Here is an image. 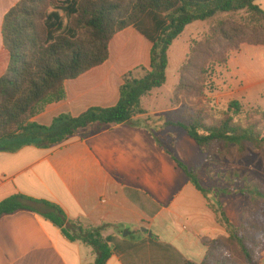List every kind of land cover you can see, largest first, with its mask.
Wrapping results in <instances>:
<instances>
[{
	"label": "trees",
	"instance_id": "trees-1",
	"mask_svg": "<svg viewBox=\"0 0 264 264\" xmlns=\"http://www.w3.org/2000/svg\"><path fill=\"white\" fill-rule=\"evenodd\" d=\"M255 0H19L4 15L1 24L3 48L8 54L0 76V143L25 137L23 143L53 146L72 137L87 135L94 124L140 126L133 121L145 111L141 99L166 82L167 53L185 27L218 13H239L238 19L224 20L208 29L189 48L178 69L173 101L188 99L184 123H167L182 129L209 162L215 157L243 159L249 147L264 154V113H245L231 102L220 119H214L206 97L210 70L223 66L241 46L264 48V11ZM133 28L150 45L149 70L136 68L122 77L120 99L111 108H90L78 117L60 115L49 127L32 120L53 103L65 100L64 83L102 65L109 57V44L116 34ZM158 142V139H156ZM2 146H0L1 148ZM194 189L207 203L217 225L228 234L215 239L201 238L205 255L199 264H260L264 251V222L232 225L223 205L211 199L220 195H241L264 203L259 182L239 187L210 190L200 183V170L188 169L174 160ZM238 184V183H237ZM19 211L37 213L59 228L70 242H81L96 254L94 264H106L111 250L102 236L104 226L68 219L54 204L14 195L0 202V218ZM258 235V238L254 237ZM185 264H196L186 262Z\"/></svg>",
	"mask_w": 264,
	"mask_h": 264
},
{
	"label": "crops",
	"instance_id": "crops-1",
	"mask_svg": "<svg viewBox=\"0 0 264 264\" xmlns=\"http://www.w3.org/2000/svg\"><path fill=\"white\" fill-rule=\"evenodd\" d=\"M18 1L0 0V76L8 63L1 24ZM150 48L133 28L119 32L109 44L107 61L66 81L65 100L48 105L32 122L49 127L60 115L75 118L90 108L116 106L122 77L139 67L149 70ZM142 109L145 113L133 118L141 124L136 127L94 124L83 138L53 146L23 143L25 137L0 143V202L22 195L56 205L70 220L104 226L102 236L111 250L106 264L201 263L205 255L201 238L220 235L203 196L190 184L203 199L201 207L156 210L145 190L148 174L123 168L127 158L142 162L151 140L154 147L164 148L149 125L140 121L149 115ZM182 216L189 226L181 225ZM260 257L264 264V251ZM95 259L91 247L68 241L37 213L19 211L0 218V264H94Z\"/></svg>",
	"mask_w": 264,
	"mask_h": 264
},
{
	"label": "rangeland",
	"instance_id": "rangeland-1",
	"mask_svg": "<svg viewBox=\"0 0 264 264\" xmlns=\"http://www.w3.org/2000/svg\"><path fill=\"white\" fill-rule=\"evenodd\" d=\"M264 11V0L254 2ZM245 15L239 13H218L205 21H195L185 27L183 33L172 43L167 53L166 82L158 89L149 92L140 101V106L149 115L140 119L146 123L163 143L164 148L154 147L142 162L129 158L122 161L125 170H140L148 174L149 179L145 190L150 198L151 207H173V211L194 210L201 207L202 197L193 189L184 173L176 167L171 156L188 169L200 171V183L210 190L234 188L240 184L259 182L264 189V154L261 155L249 147L248 154L241 160H227L215 157L205 161L196 144L179 128L166 127L167 123H184L187 106L195 104L185 99L181 103L173 101V94L178 83V69L184 63L189 48L200 41L208 29L221 21L238 19ZM206 97L210 100L207 111L214 119H220L231 103L237 101L245 113L255 109L264 113V48L243 45L238 51L232 52L228 62L223 66H213L210 70ZM167 151V152H165ZM146 172V173H145ZM238 183V184H237ZM145 185V183H144ZM218 201L223 205L229 222L239 227L244 222H264V203H254L250 198L241 195H220L211 199L213 204ZM174 204V206H173ZM168 213L166 212L165 215ZM187 217L182 216V226H189ZM172 227V226H171ZM219 236L227 237L225 230L218 226ZM258 238L257 234H254Z\"/></svg>",
	"mask_w": 264,
	"mask_h": 264
}]
</instances>
